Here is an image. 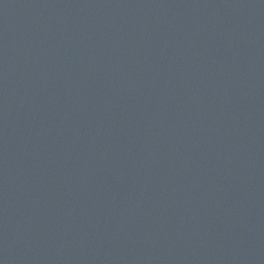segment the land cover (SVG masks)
Returning <instances> with one entry per match:
<instances>
[{
	"label": "water",
	"instance_id": "obj_1",
	"mask_svg": "<svg viewBox=\"0 0 264 264\" xmlns=\"http://www.w3.org/2000/svg\"><path fill=\"white\" fill-rule=\"evenodd\" d=\"M0 264H264V0H0Z\"/></svg>",
	"mask_w": 264,
	"mask_h": 264
}]
</instances>
